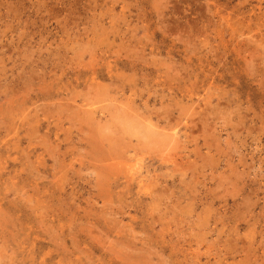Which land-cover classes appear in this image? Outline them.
Returning <instances> with one entry per match:
<instances>
[{
	"label": "rangeland",
	"instance_id": "1",
	"mask_svg": "<svg viewBox=\"0 0 264 264\" xmlns=\"http://www.w3.org/2000/svg\"><path fill=\"white\" fill-rule=\"evenodd\" d=\"M0 264H264V0H0Z\"/></svg>",
	"mask_w": 264,
	"mask_h": 264
},
{
	"label": "bare ground",
	"instance_id": "2",
	"mask_svg": "<svg viewBox=\"0 0 264 264\" xmlns=\"http://www.w3.org/2000/svg\"><path fill=\"white\" fill-rule=\"evenodd\" d=\"M132 103V102H131ZM122 107V106H121ZM129 112H131V111H129ZM140 113V112H139ZM141 114V113H140ZM134 115H135V113H134ZM144 115V114H143ZM141 119V118H140ZM3 125V124H2ZM137 128V127H136ZM133 131V130H132ZM132 134V133H131ZM117 142V141H116ZM112 145V144H111ZM105 156V155H104ZM138 160V159H137Z\"/></svg>",
	"mask_w": 264,
	"mask_h": 264
}]
</instances>
